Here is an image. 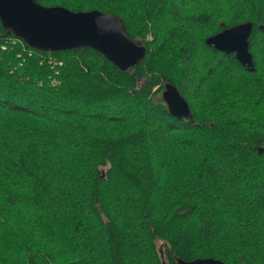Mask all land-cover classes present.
Segmentation results:
<instances>
[{
  "label": "trees",
  "instance_id": "16d2710c",
  "mask_svg": "<svg viewBox=\"0 0 264 264\" xmlns=\"http://www.w3.org/2000/svg\"><path fill=\"white\" fill-rule=\"evenodd\" d=\"M39 1L115 12L147 53L124 70L0 18V264H264V0ZM246 20L254 70L206 41Z\"/></svg>",
  "mask_w": 264,
  "mask_h": 264
},
{
  "label": "water",
  "instance_id": "95a60500",
  "mask_svg": "<svg viewBox=\"0 0 264 264\" xmlns=\"http://www.w3.org/2000/svg\"><path fill=\"white\" fill-rule=\"evenodd\" d=\"M0 18L5 28L24 38L32 47L58 51L92 46L124 70L136 66L147 53L146 45L129 34L125 21L115 12L73 10L63 5L48 6L39 0H0ZM253 26L252 20L242 21L209 35L206 41L218 49L235 52L247 69L254 70L256 66L249 40ZM162 95L172 114L193 118L188 100L172 81L164 84ZM178 262L229 264L214 256L179 257Z\"/></svg>",
  "mask_w": 264,
  "mask_h": 264
},
{
  "label": "rangeland",
  "instance_id": "374dc122",
  "mask_svg": "<svg viewBox=\"0 0 264 264\" xmlns=\"http://www.w3.org/2000/svg\"><path fill=\"white\" fill-rule=\"evenodd\" d=\"M160 93H162V90H160Z\"/></svg>",
  "mask_w": 264,
  "mask_h": 264
}]
</instances>
